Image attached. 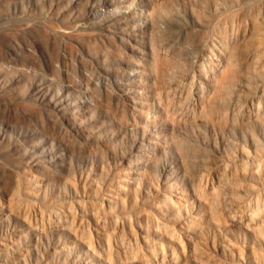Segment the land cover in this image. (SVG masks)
Masks as SVG:
<instances>
[{"label":"rangeland","instance_id":"374dc122","mask_svg":"<svg viewBox=\"0 0 264 264\" xmlns=\"http://www.w3.org/2000/svg\"><path fill=\"white\" fill-rule=\"evenodd\" d=\"M0 264H264V0H0Z\"/></svg>","mask_w":264,"mask_h":264},{"label":"bare ground","instance_id":"6f19581e","mask_svg":"<svg viewBox=\"0 0 264 264\" xmlns=\"http://www.w3.org/2000/svg\"><path fill=\"white\" fill-rule=\"evenodd\" d=\"M123 4H120V5H116L115 7L116 8H120L122 7ZM100 16H102L103 14L99 13ZM108 26H109V29H113L115 30L116 32L118 33H121L122 31L120 30H123L124 26H126L127 24L123 21V18L120 17V16H117V15H113L112 17H110L108 19ZM123 91L127 92L131 98V100L134 102L136 100V98L138 97H141L143 96V94L146 92V89L143 87V86H130V87H127L125 89H123ZM145 122L146 123H150L151 121L149 119H145ZM151 138H149L147 141H146V145L144 150H141L140 153L138 154V161H144L146 159V157L148 158V156H150V154H153L155 155L157 152H155L158 148L161 147L162 145V140H159L158 139V135H156L155 133H151ZM146 161V160H145ZM129 164H131V162H129ZM131 172H134L136 174H139V169L138 167H135V168H130ZM139 176V175H138ZM129 179L126 177L123 178V181H128ZM120 188H122L120 186ZM164 200L162 202V205H164V201H165V198H167L166 195H164ZM164 203V204H163ZM173 203V202H172ZM160 212L163 213V211L160 210ZM66 251V248H62V251Z\"/></svg>","mask_w":264,"mask_h":264}]
</instances>
